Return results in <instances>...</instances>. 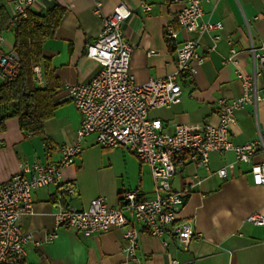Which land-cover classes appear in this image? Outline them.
<instances>
[{
  "label": "crops",
  "instance_id": "1",
  "mask_svg": "<svg viewBox=\"0 0 264 264\" xmlns=\"http://www.w3.org/2000/svg\"><path fill=\"white\" fill-rule=\"evenodd\" d=\"M14 1L0 0V33H8L9 49L14 48V34L6 28ZM120 1L34 0L30 8L34 13L44 15L56 4L66 8L55 35L43 46L60 85L55 94L59 106L45 122L43 136L22 131L16 117L7 120L0 132V185L11 180L21 164L58 161V147L74 141L81 116L67 85L88 82L99 71V64L85 55L86 44L95 40L103 28V21L95 13L96 3H101L105 13H111ZM125 1L134 10L124 31L133 47L130 70L138 83L165 78L176 71V51L165 36L168 24L178 30L180 42L199 41L205 57L194 79L182 80L181 102L153 109L149 116L160 119L165 131H172L177 122L198 130L207 123H218L219 100L242 94L237 70L247 74L254 71L253 57L246 50L251 41L264 44V0L204 1L205 20L223 24L219 41L213 39L214 33L180 28L177 14L184 6L182 1L144 0L152 6L149 11L142 9V0ZM232 46L240 51L237 65L225 63ZM255 82L261 99L256 105L249 104L235 112L231 137L238 145L255 140L264 128V70ZM95 141L94 136L86 138L75 164L63 171L64 179L77 189L72 205L87 209L93 199L103 197L108 204L118 206L120 194L128 190H138L141 199L154 197L149 165L125 148L108 151ZM262 157L259 155L256 160ZM208 166L209 169L187 163L172 180L173 189L188 192L180 218L199 235L190 240L187 248L171 238V247L167 248L160 238L143 232L139 247L146 264H264V226L246 220L254 212L264 214V185L254 184L250 165L237 162L232 151L212 152ZM224 167L229 177L220 178L217 172ZM55 193L53 186H43L34 193V213L22 220L23 229L38 240L49 232L57 235L51 242L42 241L40 246L29 244L23 264H128L121 251L122 228L112 227L89 236L73 228H57Z\"/></svg>",
  "mask_w": 264,
  "mask_h": 264
},
{
  "label": "built area",
  "instance_id": "2",
  "mask_svg": "<svg viewBox=\"0 0 264 264\" xmlns=\"http://www.w3.org/2000/svg\"><path fill=\"white\" fill-rule=\"evenodd\" d=\"M144 0H142L143 3ZM182 1L183 8L177 14L180 28L190 31L214 33L213 39H222V22L205 20L203 2L207 0ZM34 0H15L10 13L11 28L19 18H26ZM144 11L152 6L143 3ZM95 13L103 21L98 37L86 44L85 55L95 60L99 71L88 82L67 85L68 93L81 116V124L73 142L58 147L60 159L49 163H24L6 184L0 185V264H23L27 246H40L42 241L51 242L56 232L46 233L38 240L22 227V220L34 213V193L41 187L56 188L55 205L57 228H73L84 236L105 232L112 227L123 229L124 243L121 251L128 264H146L140 252V237L143 232L158 237L163 245L171 247V238L177 245L187 248L198 236L180 213L188 199V192L173 189L172 180L179 168L187 163H196L209 169L212 152L232 151L237 162L250 165L254 184L264 185V128L255 140L236 144L231 137V127L236 122L235 112L253 106L261 99L257 93L256 77L264 70V44L251 41L247 48L254 62L251 74L237 70L242 84V94L234 99L221 98L218 102L216 124L207 123L202 129H193L187 123L177 122L172 131H165L160 119H153V109L168 108L182 100L183 79L193 80L205 57L195 39L180 42L179 32L168 24L165 36L176 51V71L165 78L150 79L138 83L131 70L133 47L127 40L124 24L134 14L125 0L117 3L111 13L102 10L96 3ZM231 43V39L228 38ZM7 48V39L0 33V81L11 82L21 68L19 57ZM240 51L231 47L225 63L238 64ZM36 80L44 85L41 66L34 67ZM94 136L104 149L125 148L150 166L155 195L141 199L138 190L120 194L121 204L113 206L103 197L92 200L87 209L71 204L77 192L72 182L64 179L63 171L75 164L82 152L86 138ZM263 156L256 160L257 156ZM181 160L180 163L177 160ZM218 177L227 178V169L218 170ZM246 220L264 226V214L254 212Z\"/></svg>",
  "mask_w": 264,
  "mask_h": 264
},
{
  "label": "trees",
  "instance_id": "3",
  "mask_svg": "<svg viewBox=\"0 0 264 264\" xmlns=\"http://www.w3.org/2000/svg\"><path fill=\"white\" fill-rule=\"evenodd\" d=\"M66 8L56 4L44 15L29 12L11 27L14 34L13 52L21 62L17 77L11 82L0 81V132L10 118H18L22 131L30 136H43L45 122L54 116L59 106L55 94L60 88L51 62L44 55L46 40L55 35ZM43 67L45 84L40 85L35 66Z\"/></svg>",
  "mask_w": 264,
  "mask_h": 264
},
{
  "label": "rangeland",
  "instance_id": "4",
  "mask_svg": "<svg viewBox=\"0 0 264 264\" xmlns=\"http://www.w3.org/2000/svg\"><path fill=\"white\" fill-rule=\"evenodd\" d=\"M7 34H8V33L4 34V35H5V37L7 36ZM9 36H10V35H9ZM99 146H100V145H99ZM101 148H102V147H101Z\"/></svg>",
  "mask_w": 264,
  "mask_h": 264
}]
</instances>
